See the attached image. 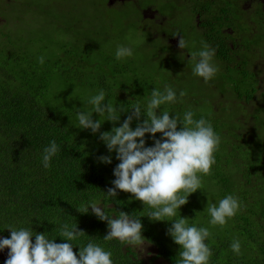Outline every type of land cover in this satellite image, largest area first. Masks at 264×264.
<instances>
[{"label": "trees", "instance_id": "16d2710c", "mask_svg": "<svg viewBox=\"0 0 264 264\" xmlns=\"http://www.w3.org/2000/svg\"><path fill=\"white\" fill-rule=\"evenodd\" d=\"M76 11L73 6L70 13L74 15L69 14L63 26L49 21L50 40L7 37L5 24H0V238H10L6 228L12 225L32 227L61 243L66 242L59 237L61 226L77 223L85 232L72 242L77 256L79 247L91 240L112 252L114 264H175L179 245L167 235L171 222L152 221L145 216L148 207L130 200V193L119 191L115 198L102 192L112 186L113 169L119 161L114 152L111 164L99 161V156L109 155L106 146L99 134L80 129L76 116L83 101L87 105L88 96L101 89L106 91L105 103L108 99L130 108L137 102L146 103L153 88L163 91L164 85L170 84L178 95L180 90L186 94L179 102L162 107L181 116L192 110L196 119L203 116L211 121L221 137L216 163L209 174L201 176V190L189 196L173 219L181 214L189 219V226L210 229L212 236L207 243L213 253L211 264H264V90L258 78L249 70L248 74L226 78L218 72L210 81L226 87H192L186 83L200 79L192 74V68L190 71L192 61L181 66L180 57L162 50L159 39L147 38L138 45L134 39L123 37L129 27L141 33L139 21L131 18L124 24L119 16L108 20L89 13L75 15ZM10 27L12 33L20 23ZM60 30L66 38L59 32L53 34ZM118 44L132 46L134 56L117 60ZM221 55L228 57L227 52ZM40 56L45 57L43 64L39 63ZM214 62L221 71L224 62L219 58ZM234 91L243 102L242 114L227 109V98ZM218 99L222 100L220 105ZM126 115L122 113L121 122ZM93 118L98 119V114ZM112 127V122L105 121L100 131ZM52 140L60 151L45 169L43 149ZM153 143L149 138L146 146ZM228 194L239 198L241 210L226 225L213 227L208 223L206 206ZM90 199L102 200L110 215L125 211L141 218L148 241L145 249L151 246L156 251L149 263L133 246L103 240L107 222L100 221L91 210L83 213ZM32 239L34 242L35 237ZM234 239L242 244L239 256L230 249ZM8 251L0 252V264H4Z\"/></svg>", "mask_w": 264, "mask_h": 264}, {"label": "clouds", "instance_id": "9594fccd", "mask_svg": "<svg viewBox=\"0 0 264 264\" xmlns=\"http://www.w3.org/2000/svg\"><path fill=\"white\" fill-rule=\"evenodd\" d=\"M178 46L180 49L187 48L183 36ZM215 52V48L202 42L201 49L191 53L190 59L194 61L192 74L202 78L205 83L219 72L214 62ZM134 54L132 46H116L117 60H126ZM38 60L43 64L45 57L40 56ZM185 94L180 90L178 95L176 88L165 84L163 91L153 88L150 98L143 105L137 102L129 108L108 99L105 103L106 91L101 89L97 94L88 96L87 105L83 101L84 106L77 109L76 116L78 127L90 130L94 135L99 134V139L106 146L109 155L99 156V161L111 164L113 152L119 161L113 169L115 178L111 181L112 186L102 192L115 198L119 191L130 193V200H138L144 208L148 207L145 216L152 221L171 222L167 235L179 245V259L175 264H211L213 253L207 243L212 236L210 229L195 224L189 226V219L181 214L178 219H173L188 202L189 196L201 190V176L211 172L216 163L215 153L221 144L220 135L205 117L196 119L190 109L182 116L172 115L162 107L179 102ZM94 113L98 114V119L93 118ZM122 113L127 115L121 122ZM105 121L112 122L113 127L110 131L101 132ZM134 121L136 126L133 128ZM149 138L154 143L146 146ZM59 151L60 146L55 140L43 149L42 166L45 169L51 167V161ZM241 207V201L233 194L224 196L217 203L207 204L208 223L213 227L224 226ZM89 210L100 221L107 222L108 231L103 236L104 241L118 240L124 246H133L140 253L145 252L148 241L143 235L144 226L140 217L134 218L125 211L110 215L100 199H90L83 213ZM6 229L10 230V238H0V252L6 248L9 250L4 264H114L112 252L91 240L86 246L79 247L78 256L74 253L72 242L85 233L78 229L77 223L61 226L59 237L66 241L61 243L45 232L33 231L32 227L9 225ZM241 248L239 239H234L230 244L236 256L242 254Z\"/></svg>", "mask_w": 264, "mask_h": 264}, {"label": "flooded vegetation", "instance_id": "af4514ba", "mask_svg": "<svg viewBox=\"0 0 264 264\" xmlns=\"http://www.w3.org/2000/svg\"><path fill=\"white\" fill-rule=\"evenodd\" d=\"M72 1L74 3L67 0L66 4L70 3L72 9L73 6L77 9L75 15H87L95 10L92 16H106L108 20L119 16L125 23L131 18L139 21V32L146 34L148 39L163 41V44H158L160 48L179 56L181 66L188 60L192 61L191 53L201 49L202 42H207L216 50L214 58L224 62L219 71L224 78L228 75L236 77L248 74L249 70L258 78L259 86L264 90V0ZM99 3L101 6L97 5ZM69 14L73 16L74 12ZM182 36L187 42L186 49L178 46ZM222 52H227L228 57H222ZM186 84L196 88H203L207 84L214 87L217 84L227 86L217 81L205 83L202 78L192 79ZM218 101L220 105L222 100ZM211 103H214V99ZM241 103L239 95L234 91L227 98V109H236L242 114ZM248 110L253 109L248 107Z\"/></svg>", "mask_w": 264, "mask_h": 264}, {"label": "rangeland", "instance_id": "374dc122", "mask_svg": "<svg viewBox=\"0 0 264 264\" xmlns=\"http://www.w3.org/2000/svg\"><path fill=\"white\" fill-rule=\"evenodd\" d=\"M70 3L74 2L71 0ZM70 3L66 4L65 0H0V24H5L4 35L7 37L12 35L16 39L22 38L24 40H34L35 38H47L50 40L49 21L53 20L56 26H63L67 22V16L72 11ZM97 5L101 6L100 3ZM47 8L49 9L48 12L45 11ZM94 11L91 10L89 15H92ZM16 21L20 23V28L13 29L15 31L11 33L10 26H14ZM128 29L123 36L125 39H134L138 45L144 44V41L147 40L143 33L139 34L135 29L130 27ZM57 32L63 38L67 37L62 30L56 31L53 34ZM230 118L235 120L234 117ZM155 253V249L150 246L145 249L144 253H140V255L146 258V263H149L151 256L155 255ZM149 254L150 256H148ZM4 258L7 259L6 256Z\"/></svg>", "mask_w": 264, "mask_h": 264}]
</instances>
